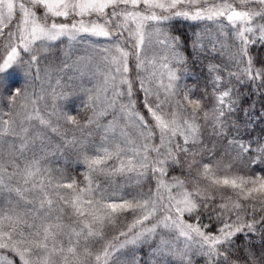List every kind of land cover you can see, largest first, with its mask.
I'll return each mask as SVG.
<instances>
[{"label": "snow or ice", "instance_id": "1", "mask_svg": "<svg viewBox=\"0 0 264 264\" xmlns=\"http://www.w3.org/2000/svg\"><path fill=\"white\" fill-rule=\"evenodd\" d=\"M0 264H264V0H0Z\"/></svg>", "mask_w": 264, "mask_h": 264}, {"label": "rangeland", "instance_id": "2", "mask_svg": "<svg viewBox=\"0 0 264 264\" xmlns=\"http://www.w3.org/2000/svg\"><path fill=\"white\" fill-rule=\"evenodd\" d=\"M22 75L17 76L16 80L14 81L15 83H21L22 82ZM20 81V82H19ZM70 161L71 164H74V168H76V164L73 163L72 158L70 157L69 159H62L61 157H57L56 160L54 161V166L58 167H67V163Z\"/></svg>", "mask_w": 264, "mask_h": 264}, {"label": "trees", "instance_id": "3", "mask_svg": "<svg viewBox=\"0 0 264 264\" xmlns=\"http://www.w3.org/2000/svg\"><path fill=\"white\" fill-rule=\"evenodd\" d=\"M20 82V81H19ZM22 83V82H21ZM76 103H78V101H76ZM70 157H67V158H62V159H69ZM67 167H68V170L69 171H72V172H75V169L76 168H74V164H71L70 163V161H68V163H67Z\"/></svg>", "mask_w": 264, "mask_h": 264}]
</instances>
